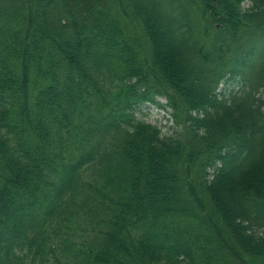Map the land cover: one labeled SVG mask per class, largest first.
Segmentation results:
<instances>
[{"label": "trees", "instance_id": "obj_1", "mask_svg": "<svg viewBox=\"0 0 264 264\" xmlns=\"http://www.w3.org/2000/svg\"><path fill=\"white\" fill-rule=\"evenodd\" d=\"M258 52L264 0H0V264H264Z\"/></svg>", "mask_w": 264, "mask_h": 264}, {"label": "rangeland", "instance_id": "obj_2", "mask_svg": "<svg viewBox=\"0 0 264 264\" xmlns=\"http://www.w3.org/2000/svg\"><path fill=\"white\" fill-rule=\"evenodd\" d=\"M248 2L245 3V6ZM264 57V52L254 53L247 65V74L251 77L252 81H259L260 62ZM229 78V77H228ZM245 82L239 77H232L230 79L224 78L218 85L217 92H224L226 95L230 91H239L244 88ZM264 98V96H262ZM162 106L165 104V100L160 98L158 100ZM169 110L165 107H159L154 104H144L138 107L135 111V118L139 121L157 126L160 129L162 136H178L181 132L179 125H176L169 117Z\"/></svg>", "mask_w": 264, "mask_h": 264}]
</instances>
